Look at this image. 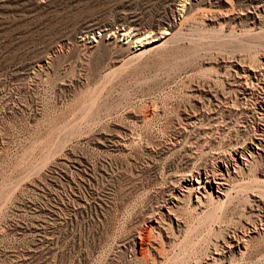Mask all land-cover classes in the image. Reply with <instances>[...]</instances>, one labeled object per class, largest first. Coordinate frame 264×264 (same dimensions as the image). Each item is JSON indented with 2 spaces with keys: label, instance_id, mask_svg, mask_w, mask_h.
<instances>
[{
  "label": "rangeland",
  "instance_id": "1",
  "mask_svg": "<svg viewBox=\"0 0 264 264\" xmlns=\"http://www.w3.org/2000/svg\"><path fill=\"white\" fill-rule=\"evenodd\" d=\"M262 63L264 0H0V264H264Z\"/></svg>",
  "mask_w": 264,
  "mask_h": 264
},
{
  "label": "bare ground",
  "instance_id": "2",
  "mask_svg": "<svg viewBox=\"0 0 264 264\" xmlns=\"http://www.w3.org/2000/svg\"><path fill=\"white\" fill-rule=\"evenodd\" d=\"M123 29V28H122ZM127 29V28H126ZM130 29V28H129ZM133 32V31H132ZM132 32H130V34L132 33ZM163 32V31H162ZM143 33V32H142ZM164 33V32H163ZM166 33H167V31H166ZM121 34V33H120ZM129 33H128V31L127 30H125L124 32H122V34L121 35H123V36H129L130 35ZM134 34H136L135 32H134ZM146 34V33H145ZM150 34V33H149ZM147 38H149L150 37V35H148L147 34V36H146ZM154 37H155V35H154ZM151 38V37H150ZM149 38V39H150ZM158 38H159V36L157 37H155V38H153V36H152V38L150 39L151 41H156V40H158ZM138 39V38H137ZM147 40V39H146ZM139 42H142L143 43V41L142 40H139ZM145 44H147V43H149V40L148 41H145L144 42ZM143 43V44H144ZM143 44H140V46H143ZM139 45V44H138ZM245 47V46H244ZM248 48H250V47H248ZM252 48V47H251ZM143 50V49H142ZM130 52V51H129ZM133 54V53H132ZM127 56H129V55H127ZM239 58V57H238ZM239 62H241V61H239ZM250 65V64H249ZM262 65H264L263 63H262ZM234 67H235V69H237V70H239V69H241V71L243 72V74L242 75H244V73H246V75L245 76H249L250 77V74H254V73H256V71H259V68H256V67H258V66H254V67H251L250 66V68H244L242 65H240V63H238V62H235V64H234ZM260 67V66H259ZM263 67V66H262ZM264 68V67H263ZM262 69V68H261ZM238 72V71H237ZM264 72V71H263ZM258 73V72H257ZM260 73V72H259ZM261 75H262V73H261ZM238 76V75H237ZM244 76V77H245ZM257 76V75H256ZM258 78V77H257ZM256 78V79H257ZM239 79V78H238ZM249 79V78H248ZM247 79V80H248ZM261 79V78H260ZM263 79V78H262ZM234 81V80H233ZM236 81V87H238L239 89H241V91L242 90H246V88H245V86H244V84L242 83V81H240V79L239 80H235ZM234 81V82H235ZM249 81V80H248ZM248 81H246V82H248ZM258 81V80H257ZM245 82V81H244ZM245 82V83H246ZM264 82V81H263ZM233 83V82H232ZM251 84H252V82H251ZM250 84V85H251ZM259 85H260V83H258ZM234 85V84H233ZM250 86L249 85V83L248 84H246V86ZM257 85V84H256ZM262 85V84H261ZM260 85V86H261ZM253 87V86H252ZM237 88V89H238ZM254 88H257V86L256 87H254ZM251 89V88H250ZM258 89V88H257ZM260 89V88H259ZM239 91V90H238ZM253 91H254V89H253ZM264 91V90H263ZM244 93V92H243ZM252 93V92H251ZM262 93V92H261ZM248 94V93H247ZM259 95H261V96H259L260 97V100L259 101H257L256 103L257 104H261L260 106H259V108L263 105V107L262 108H260L259 110H263V108H264V92L262 93V94H260L259 93ZM258 96V95H257ZM249 97V96H248ZM253 97V96H252ZM255 97V96H254ZM228 99V98H227ZM248 100V99H247ZM227 101V100H226ZM235 101V100H234ZM254 101V100H253ZM256 101V100H255ZM225 102V101H224ZM237 103V102H236ZM238 104V103H237ZM234 106V105H233ZM239 106V105H238ZM254 107V106H253ZM230 108V107H229ZM234 108V107H233ZM256 108V107H255ZM254 108V109H255ZM258 109V108H257ZM258 112V111H257ZM256 112V113H257ZM260 113L259 114H261V121L262 122H259L258 124H257V126H256V128H255V134H254V132H253V136H252V138H251V140H250V143L253 145V146H255L257 149H259V150H264V118H263V112L262 111H259ZM254 113V112H253ZM257 116H259L260 117V115H257ZM258 120V119H257ZM259 121V120H258ZM253 123V122H252ZM256 123V122H255ZM255 125V124H254ZM253 125V126H254ZM249 138V139H250ZM240 145V144H239ZM243 145V144H242ZM248 147V146H247ZM247 147H242L241 149H237V147H235V148H233V150H232V152L230 153V156H231V158H232V161H233V164L232 165H238V164H240V159L241 160H243L244 158H246V156H250V155H252L253 153H252V151L251 150H248V148ZM232 148V147H231ZM250 149V148H249ZM231 151V150H230ZM245 152H249L250 153V155H247V153H245ZM262 153V152H261ZM258 154H259V152H258ZM257 155V154H256ZM259 155H261V154H259ZM262 156V155H261ZM264 156V155H263ZM223 159V158H222ZM221 159V160H222ZM245 161V160H244ZM225 162V163H224ZM231 162V161H230ZM222 165L226 168V171L228 170V165H229V163H228V161H227V159H226V161H223L222 160ZM221 165V166H222ZM220 166V165H219ZM240 166V165H239ZM234 167V166H233ZM214 168V167H213ZM221 168V167H220ZM207 169V168H206ZM264 169V168H263ZM216 170V169H215ZM222 169H218V171H214V170H204V169H198L197 171H196V174H195V176H194V179H191V178H193V177H190V178H182V183L184 184H186L185 186H186V188H189L188 189V192H189V190L191 191V190H194V189H196V190H199L200 188H202L205 192H212L213 190H214V186L216 187V193H218V195L219 194H222L223 192H224V185H225V177H224V174L222 173V171H221ZM229 171V170H228ZM192 176V175H191ZM229 177V176H228ZM192 180H195V182L198 184L197 186H195L193 183H192ZM228 180V179H227ZM226 180V181H227ZM181 185V184H180ZM195 186V187H194ZM185 188V187H184ZM183 188V189H184ZM230 188V187H229ZM211 194V193H210ZM226 194V193H225ZM204 196V195H203ZM197 198H198V195H197Z\"/></svg>",
  "mask_w": 264,
  "mask_h": 264
}]
</instances>
